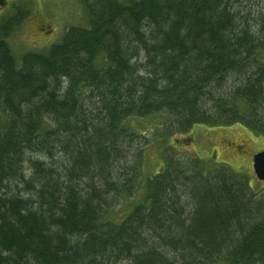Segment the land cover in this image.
Wrapping results in <instances>:
<instances>
[{
    "label": "trees",
    "instance_id": "obj_1",
    "mask_svg": "<svg viewBox=\"0 0 264 264\" xmlns=\"http://www.w3.org/2000/svg\"><path fill=\"white\" fill-rule=\"evenodd\" d=\"M83 2L86 27L21 62L0 25V264H264V195L170 141L264 139L263 1ZM157 116L144 180L150 133L130 122Z\"/></svg>",
    "mask_w": 264,
    "mask_h": 264
},
{
    "label": "rangeland",
    "instance_id": "obj_2",
    "mask_svg": "<svg viewBox=\"0 0 264 264\" xmlns=\"http://www.w3.org/2000/svg\"><path fill=\"white\" fill-rule=\"evenodd\" d=\"M263 4H264V0ZM16 8L13 16L21 14L20 24L11 26L5 37L17 61L27 52L45 51L59 44L67 30L75 27H86L88 16L83 0H11ZM4 18V17H3ZM3 18L0 25L4 24ZM10 18V17H9ZM4 19V20H8ZM142 120V119H140ZM132 120L130 125L138 133L149 132L150 147L146 150L144 158V180L162 167L160 145L154 142L153 129L161 125L165 119L154 117L144 121ZM191 137L192 142L184 140ZM178 157L196 156L208 168L218 164L227 165L233 171L244 174L249 178L255 191L264 195V183L259 182L253 170V156L264 151V139L252 135L240 126L229 128H213L197 125L187 136L176 135L170 139ZM180 144L179 146H177ZM232 144L235 147L228 145ZM241 146V151L237 147ZM239 151L241 153H239ZM143 180V183H144ZM140 190L136 196L123 201L113 212L109 219L114 222L122 221L130 213L134 204L142 198Z\"/></svg>",
    "mask_w": 264,
    "mask_h": 264
},
{
    "label": "flooded vegetation",
    "instance_id": "obj_3",
    "mask_svg": "<svg viewBox=\"0 0 264 264\" xmlns=\"http://www.w3.org/2000/svg\"><path fill=\"white\" fill-rule=\"evenodd\" d=\"M14 10H16V8L11 3V0H0V19L4 17L3 21L6 24H10L11 26H12V22H15V20H13L15 16H13L14 14H12V12ZM7 18H9V19L4 20ZM228 146H232V144H230ZM233 147H235V146L233 145ZM237 149L241 151V146L237 147ZM240 151H239V153H241Z\"/></svg>",
    "mask_w": 264,
    "mask_h": 264
},
{
    "label": "water",
    "instance_id": "obj_4",
    "mask_svg": "<svg viewBox=\"0 0 264 264\" xmlns=\"http://www.w3.org/2000/svg\"><path fill=\"white\" fill-rule=\"evenodd\" d=\"M253 169L257 179L264 182V151L253 157Z\"/></svg>",
    "mask_w": 264,
    "mask_h": 264
}]
</instances>
